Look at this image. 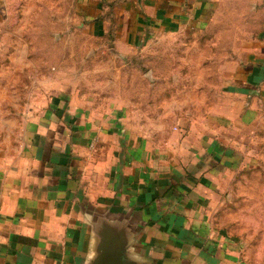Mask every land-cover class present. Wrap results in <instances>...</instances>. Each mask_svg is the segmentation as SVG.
<instances>
[{"label":"crops","instance_id":"1","mask_svg":"<svg viewBox=\"0 0 264 264\" xmlns=\"http://www.w3.org/2000/svg\"><path fill=\"white\" fill-rule=\"evenodd\" d=\"M82 1L92 33L107 34L100 21L109 7L132 13L136 27L124 34L134 40L176 26L202 29L218 0ZM260 2L259 28L232 57L229 122L222 115L199 124L212 133L157 143L133 133L122 110L100 118L78 85L69 106L59 94L28 110L16 136L0 141V264H247L237 241L213 227L206 199L233 162L223 131L264 119Z\"/></svg>","mask_w":264,"mask_h":264},{"label":"rangeland","instance_id":"2","mask_svg":"<svg viewBox=\"0 0 264 264\" xmlns=\"http://www.w3.org/2000/svg\"><path fill=\"white\" fill-rule=\"evenodd\" d=\"M253 2L218 0L202 29L176 26L133 40L124 31L137 22L119 5L103 13L107 34H97L82 0H0V141L15 137L28 110L45 99L62 94L69 106L76 85L100 118L122 110L133 133L157 143L214 132L199 124H215L230 108L232 57L261 23L255 12L262 2L255 10ZM244 128L223 131L234 164L211 181L206 206L215 230L240 245L243 261L264 264V119Z\"/></svg>","mask_w":264,"mask_h":264},{"label":"water","instance_id":"3","mask_svg":"<svg viewBox=\"0 0 264 264\" xmlns=\"http://www.w3.org/2000/svg\"><path fill=\"white\" fill-rule=\"evenodd\" d=\"M111 253L113 254V252H111ZM115 254H116V253H115ZM99 262H100V260L98 261V263H99ZM103 262H104V259H102V263H103ZM102 263H101V264H102Z\"/></svg>","mask_w":264,"mask_h":264}]
</instances>
